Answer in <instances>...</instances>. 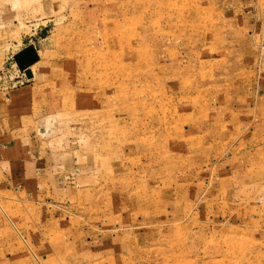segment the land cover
I'll list each match as a JSON object with an SVG mask.
<instances>
[{
  "label": "crops",
  "instance_id": "obj_1",
  "mask_svg": "<svg viewBox=\"0 0 264 264\" xmlns=\"http://www.w3.org/2000/svg\"><path fill=\"white\" fill-rule=\"evenodd\" d=\"M216 1L209 36L198 42L213 45L216 75L224 78L217 96L225 99L214 103L212 132H203L206 118L185 117L188 107L182 117L169 106L158 117L159 86L113 91L94 82L86 64L105 54V14L123 12L131 0H0V67L28 46L38 55L26 84L0 90V264H157L169 246L167 222L199 220L209 206L221 215L237 199L224 201L222 190L237 186L247 190L243 215L264 214L254 207L255 195L264 200V171L252 168L264 163V124L253 120L264 95L250 101L255 86L264 91V69L254 65L264 0ZM200 54L191 55L198 71ZM208 142L240 172L226 174L213 200L203 201L195 191L205 189L202 170L181 165L207 157ZM75 172L74 182L66 180Z\"/></svg>",
  "mask_w": 264,
  "mask_h": 264
},
{
  "label": "rangeland",
  "instance_id": "obj_2",
  "mask_svg": "<svg viewBox=\"0 0 264 264\" xmlns=\"http://www.w3.org/2000/svg\"><path fill=\"white\" fill-rule=\"evenodd\" d=\"M215 4L217 1L215 3L214 0H131L124 5L126 9L119 13L121 16L117 12L105 14V54H93L92 60H89L91 63L86 64L88 69H94V82L113 86V91L124 86L128 91L135 85L159 86L156 91L161 105V108H157L159 118L163 117L167 106L177 110L179 117H182L183 108L188 107L183 115L206 118L202 126L203 132L205 128L212 132L208 123L214 116V103L225 99L223 94L217 96V87L223 83L224 78L216 75L220 70L213 62V45H201V40H198L202 36H209L210 24L216 19L215 15L213 16ZM64 5L62 2L61 7L64 8ZM47 31H50V28ZM97 46L98 43L95 42V53ZM88 47L86 49V46L82 45L80 50L78 46V50L84 53L80 57L85 58ZM254 47L255 56L260 59V62H255L254 65L256 67L257 63L258 67L264 69V31L255 39ZM197 51L201 52L200 59L205 58L204 62H200L202 65L199 71L197 58H191L192 52ZM7 63L6 61L4 66L0 67V72L6 68ZM170 64L172 67L165 69ZM183 65L187 67L186 73L168 77L169 72L181 69ZM263 71L261 70V74ZM262 76L264 78V75H261V79ZM251 79L256 80L257 77ZM258 86L260 85L253 88V100H250L255 103L261 102L264 95V91ZM164 101L167 103L164 104ZM198 106L202 109L198 110ZM260 111H255L253 120L255 123L264 124V111L261 114ZM100 129V125L95 126L93 133L96 134ZM208 143L211 145L207 144V157L191 156L190 163L186 158L181 165L186 168L190 164L191 167L202 170L199 180L205 183V189L198 188L195 191L200 192L198 198L203 201L213 200L214 187L219 185L226 174L240 172L236 168V171L232 170L234 164L239 167L240 165L235 160L231 164L232 156L229 153L215 155L212 152L213 142ZM252 168L264 171V163L263 166L255 164ZM103 170L105 172V165ZM77 173L70 174L66 180L74 182ZM246 192L247 190L239 186L222 190L224 201L228 202L233 195L237 199L232 207L229 205L228 209L221 208V215L209 206L207 213L204 212L199 220L190 216L187 219L181 217L178 221L167 222L164 229L168 234L169 246L163 255L158 257L157 264H264V214H249L247 217L244 212L243 215L242 209L247 208L248 201ZM254 199V207L263 208L264 200L258 199L256 195ZM129 206L127 202L123 211L129 212ZM54 207L59 209L58 205ZM63 211L66 209L63 208ZM236 211H239L237 219ZM109 213L105 208V214ZM214 216L218 218L215 219ZM243 216L246 217L245 220L241 218ZM256 217L261 219L255 222L253 219ZM163 223L165 222H161V226ZM163 234L166 235L165 232ZM24 243L29 257L35 258L34 246L26 241ZM4 254L11 256L10 253ZM2 256L3 253H0V257ZM43 263L41 260L38 262Z\"/></svg>",
  "mask_w": 264,
  "mask_h": 264
},
{
  "label": "built area",
  "instance_id": "obj_3",
  "mask_svg": "<svg viewBox=\"0 0 264 264\" xmlns=\"http://www.w3.org/2000/svg\"><path fill=\"white\" fill-rule=\"evenodd\" d=\"M7 66L0 72V88L3 91L22 86L28 82L24 72H21L13 58L7 60Z\"/></svg>",
  "mask_w": 264,
  "mask_h": 264
},
{
  "label": "water",
  "instance_id": "obj_4",
  "mask_svg": "<svg viewBox=\"0 0 264 264\" xmlns=\"http://www.w3.org/2000/svg\"><path fill=\"white\" fill-rule=\"evenodd\" d=\"M14 61L21 72H24L27 78H30V67L38 62V55L34 46H28L15 57Z\"/></svg>",
  "mask_w": 264,
  "mask_h": 264
}]
</instances>
